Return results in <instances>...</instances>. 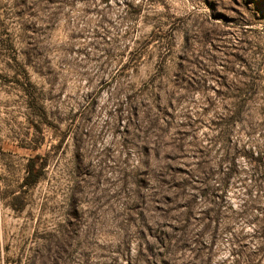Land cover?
<instances>
[{
  "label": "rangeland",
  "instance_id": "obj_1",
  "mask_svg": "<svg viewBox=\"0 0 264 264\" xmlns=\"http://www.w3.org/2000/svg\"><path fill=\"white\" fill-rule=\"evenodd\" d=\"M0 264H264V0H0Z\"/></svg>",
  "mask_w": 264,
  "mask_h": 264
}]
</instances>
